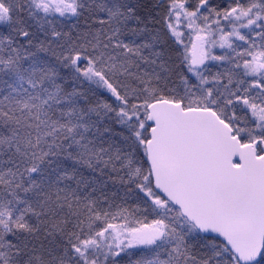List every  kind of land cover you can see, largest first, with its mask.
<instances>
[{"label":"snow or ice","instance_id":"6c2138e0","mask_svg":"<svg viewBox=\"0 0 264 264\" xmlns=\"http://www.w3.org/2000/svg\"><path fill=\"white\" fill-rule=\"evenodd\" d=\"M0 264H264V0H0Z\"/></svg>","mask_w":264,"mask_h":264}]
</instances>
